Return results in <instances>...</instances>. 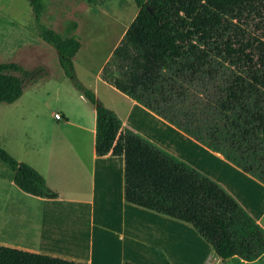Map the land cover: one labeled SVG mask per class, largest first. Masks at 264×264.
I'll return each mask as SVG.
<instances>
[{"label": "trees", "instance_id": "1", "mask_svg": "<svg viewBox=\"0 0 264 264\" xmlns=\"http://www.w3.org/2000/svg\"><path fill=\"white\" fill-rule=\"evenodd\" d=\"M208 34L179 58L135 39L119 45L102 78L264 183V0H172ZM95 153L124 157L126 202L190 224L223 260L264 254V228L223 188L131 129L94 93ZM13 165L24 192L55 198L43 176ZM163 264H170L161 255ZM0 264H83L0 245ZM125 264H134L126 262Z\"/></svg>", "mask_w": 264, "mask_h": 264}, {"label": "crops", "instance_id": "2", "mask_svg": "<svg viewBox=\"0 0 264 264\" xmlns=\"http://www.w3.org/2000/svg\"><path fill=\"white\" fill-rule=\"evenodd\" d=\"M97 81L114 94L111 102H101L120 118L121 130L131 129L213 180L264 228V203L253 211L229 181L233 173L259 180L114 86L99 77ZM57 92L69 97L73 106L70 110L63 104L44 114L51 129L48 135L44 132L42 158L20 161L8 150L13 160L37 170L57 197L24 192L12 174L0 172V245L83 264H147L161 255L167 261L176 257L181 264H189L193 227L126 202L124 157L95 153L94 104L66 89ZM55 112L61 119L53 117ZM208 256L225 264L213 248L202 263Z\"/></svg>", "mask_w": 264, "mask_h": 264}, {"label": "rangeland", "instance_id": "3", "mask_svg": "<svg viewBox=\"0 0 264 264\" xmlns=\"http://www.w3.org/2000/svg\"><path fill=\"white\" fill-rule=\"evenodd\" d=\"M159 1L169 16L166 24L154 22L150 12L146 10L131 23L119 20L104 24L94 35L84 62L85 79L89 86L95 87V97L99 101L108 103L114 97L111 89L97 80L99 77L104 81L102 78L103 68L112 57L114 49L119 45L127 44L130 40L135 39L138 43L155 49L164 58H179L190 44L196 42L202 35L208 34L201 19L186 15L172 0ZM167 25H172L173 28L178 26L181 29L168 36L164 30L168 31L171 28ZM65 89L55 86L31 93L0 117V143L15 154L18 160L37 162L40 157L42 158L39 149L46 138L44 132L48 135L47 132L51 129L45 121L44 114L54 109H60L63 104L72 110L73 101L66 95L57 92ZM103 106L107 108L106 105L103 104ZM0 172L13 174V165L2 154L0 156ZM233 174L229 181L237 195L241 196L245 205L251 207L253 211L260 209L264 203V184L247 177L244 173ZM260 196L261 201L256 203L254 199L260 198ZM193 234L195 239L192 241L193 254L189 264H222L209 256L206 263H202L212 247L194 230ZM214 256L217 258L216 255ZM168 262L181 264L176 257L169 258ZM147 264H163V262L161 258L157 257L156 260L152 259Z\"/></svg>", "mask_w": 264, "mask_h": 264}, {"label": "water", "instance_id": "4", "mask_svg": "<svg viewBox=\"0 0 264 264\" xmlns=\"http://www.w3.org/2000/svg\"><path fill=\"white\" fill-rule=\"evenodd\" d=\"M23 1V0H22ZM28 9L31 18L26 21L0 23V64L8 69L2 71L18 80L19 95L0 108V117L25 96L49 87H62L83 97L93 93L85 79V58L94 35L111 21H135L141 12L136 0H102L94 4L88 0H65L74 11L59 16L55 21L35 18V0ZM41 1V0H40ZM45 7V0H43ZM79 15V16H78ZM38 16V15H37ZM55 16V15H53ZM54 34L52 38L48 34ZM73 39L74 53L64 57L58 49L59 41ZM88 98V97H87ZM8 151V149H7ZM225 264H264V254L253 262H246L237 255L229 253Z\"/></svg>", "mask_w": 264, "mask_h": 264}, {"label": "flooded vegetation", "instance_id": "5", "mask_svg": "<svg viewBox=\"0 0 264 264\" xmlns=\"http://www.w3.org/2000/svg\"><path fill=\"white\" fill-rule=\"evenodd\" d=\"M67 1V0H66ZM65 0H45V7L43 5V0H35L36 8L34 12L35 18L47 20V21H55L60 15L64 16L65 14H69V17H74L79 14V11H74V4L71 7L68 2L67 6L64 8ZM69 1V0H68ZM137 4L141 6V12L138 17H140L146 10L150 12L152 15V19L154 22L166 24L168 21V13L161 6V1L159 0H136ZM88 2H92V0H88ZM102 0L94 1V4L101 3ZM31 5V1L26 0H0V23H13V22H21L26 21V19L31 18V10L28 9ZM38 15V16H37ZM55 15V16H53ZM79 16V15H78ZM168 26V25H167ZM171 28L168 31L164 32L166 35H170L171 33H177L181 27L172 25L168 26ZM48 34V33H47ZM52 38L54 34H48ZM76 44L73 39L68 41H59L58 49L62 56L68 57L74 53ZM8 69L7 66L0 64V108L7 102L12 101L16 98L20 93V88L18 86V80L15 77L10 75H5L2 73L3 70ZM4 155L7 160L11 158L7 151V147L0 143V156Z\"/></svg>", "mask_w": 264, "mask_h": 264}, {"label": "built area", "instance_id": "6", "mask_svg": "<svg viewBox=\"0 0 264 264\" xmlns=\"http://www.w3.org/2000/svg\"><path fill=\"white\" fill-rule=\"evenodd\" d=\"M53 117H54L55 119H61V114H60L59 112H55V113L53 114Z\"/></svg>", "mask_w": 264, "mask_h": 264}]
</instances>
